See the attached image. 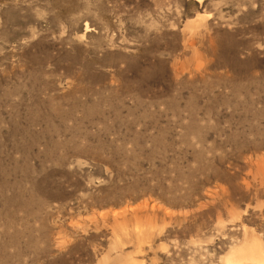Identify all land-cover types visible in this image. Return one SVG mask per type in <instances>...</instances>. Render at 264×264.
<instances>
[{"label": "rangeland", "instance_id": "374dc122", "mask_svg": "<svg viewBox=\"0 0 264 264\" xmlns=\"http://www.w3.org/2000/svg\"><path fill=\"white\" fill-rule=\"evenodd\" d=\"M252 255L264 0H0V264Z\"/></svg>", "mask_w": 264, "mask_h": 264}, {"label": "bare ground", "instance_id": "6f19581e", "mask_svg": "<svg viewBox=\"0 0 264 264\" xmlns=\"http://www.w3.org/2000/svg\"><path fill=\"white\" fill-rule=\"evenodd\" d=\"M89 29V28H88ZM255 254H257V253H255ZM254 255V254H253ZM252 255V257H247V258H244L245 260H249L250 262H253V263H255V264H264V257H261V255L260 256H258V257H256V256H253ZM263 255V254H262ZM228 264H234V262H230L229 261V263Z\"/></svg>", "mask_w": 264, "mask_h": 264}]
</instances>
